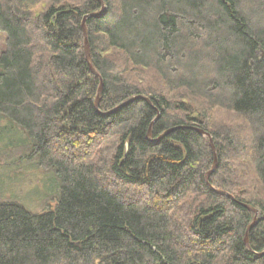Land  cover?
Returning <instances> with one entry per match:
<instances>
[{"label":"trees","instance_id":"obj_1","mask_svg":"<svg viewBox=\"0 0 264 264\" xmlns=\"http://www.w3.org/2000/svg\"><path fill=\"white\" fill-rule=\"evenodd\" d=\"M103 1L97 109L99 2L0 0V160L57 191L0 199V264H264V0Z\"/></svg>","mask_w":264,"mask_h":264},{"label":"rangeland","instance_id":"obj_2","mask_svg":"<svg viewBox=\"0 0 264 264\" xmlns=\"http://www.w3.org/2000/svg\"><path fill=\"white\" fill-rule=\"evenodd\" d=\"M4 47L5 34L0 31V54ZM0 127H7L0 138V154L6 155L7 151H13L15 147L17 153L25 136L19 129L14 130L9 126L6 120H0ZM21 156L23 157H16L11 161L0 160V199L18 200L34 213L54 208L57 203L54 174L38 167L27 156Z\"/></svg>","mask_w":264,"mask_h":264},{"label":"water","instance_id":"obj_3","mask_svg":"<svg viewBox=\"0 0 264 264\" xmlns=\"http://www.w3.org/2000/svg\"><path fill=\"white\" fill-rule=\"evenodd\" d=\"M97 1H98L99 4L101 5V9H100V11L85 15L84 18H83V21H82V29H83L84 38H85V53H86V59H87V62H88V65H89L90 71H91L94 75H96V76L99 78V80H100V85H99V89H98V94H97L96 102H95V106H96V108L98 109L99 102H100L101 97H102V91H103V86H104V84H103L102 76L98 73V71L96 70V68L94 67V65H93V63H92V59H91V55H90V45H89V40H88V30H87V27H86V21H87L88 18L99 17V16H101L102 13L104 12L105 8H106V6H105L103 0H97ZM136 99H144V100H146L148 103H150V100H149L147 97H144V96H136V97H133V98H131L130 100L124 102L123 104H121L119 107H117V109H119V108H121V107H123V106H125V105H127V104H129V103H131L132 101H134V100H136ZM177 128H178V127H177ZM179 128H182V127H179ZM174 129H176V128H172V129H170V130L165 131V132L161 135L160 138L166 136L167 134H169V133H170L171 131H173ZM194 129L197 130L199 133H201L203 136L208 137V138L210 139V143H211L212 149H213V151H214V153H215V147H214V144H213V141H212V138H211L210 134H209L207 131L203 130V129H199V128H194ZM150 134H151V132H150ZM215 154H216V153H215ZM216 166H217V159H215L214 165H213L212 169L210 170V172H209L208 175H207V181H208L209 176L211 175V173L215 170ZM215 191H217V192H219V193H223V194H225L224 191H220V190H215ZM245 206H247V205H245ZM247 207H248L250 210L254 211L255 214H256L255 219H254V222H253L252 225L249 227V229H250V228L255 224V222H256V218H257V216L259 215V211H258L257 209H253L252 207H249V206H247ZM249 229H248V230H249ZM247 234H248V232H247ZM245 243H246V245H248V236H247V235H246V238H245ZM263 254H264V251H263L262 253H260V256L263 255Z\"/></svg>","mask_w":264,"mask_h":264}]
</instances>
